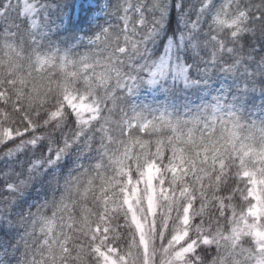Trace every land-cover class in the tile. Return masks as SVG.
I'll return each instance as SVG.
<instances>
[{
	"label": "trees",
	"instance_id": "1",
	"mask_svg": "<svg viewBox=\"0 0 264 264\" xmlns=\"http://www.w3.org/2000/svg\"><path fill=\"white\" fill-rule=\"evenodd\" d=\"M102 49L57 52L26 34H0V120L20 133L0 144V155L34 136L71 140L81 130V144H91L31 209L28 264H104L106 252L126 264H162L189 244L186 264H247L259 244L236 230L255 202L251 174L264 182V126L232 133L184 115L133 111L119 91L127 68ZM71 97L97 105L98 115L81 121ZM150 164L160 190L144 250L126 197ZM181 231L184 240L172 242Z\"/></svg>",
	"mask_w": 264,
	"mask_h": 264
},
{
	"label": "snow or ice",
	"instance_id": "2",
	"mask_svg": "<svg viewBox=\"0 0 264 264\" xmlns=\"http://www.w3.org/2000/svg\"><path fill=\"white\" fill-rule=\"evenodd\" d=\"M18 33L57 52L103 45L127 68L119 91L133 111L184 115L232 133L264 126V0H0V34ZM2 135L5 147L16 138ZM85 135L34 136L0 155V264L32 259L31 209L91 151ZM258 249L247 264H264V242Z\"/></svg>",
	"mask_w": 264,
	"mask_h": 264
},
{
	"label": "rangeland",
	"instance_id": "3",
	"mask_svg": "<svg viewBox=\"0 0 264 264\" xmlns=\"http://www.w3.org/2000/svg\"><path fill=\"white\" fill-rule=\"evenodd\" d=\"M69 101L75 107L79 119L83 122L88 121L94 116L98 115V106L84 98L77 100L76 97H71ZM4 133L15 135V137L19 136L20 134L14 133L11 129L2 126L0 120V138H4L2 135ZM28 141L30 140H22L11 149H15L18 145ZM158 175V166L155 164H150L146 168L142 177L138 181L134 182L131 189L127 190L126 199L129 204L133 220L136 223L139 234L142 238L144 250L148 248L149 235L153 228V224L156 222L154 220L156 219L155 215L158 209V190H160V187L157 184ZM251 177L250 193L254 197L255 202L250 208L243 224L241 223L239 228L236 230V235H241L242 233H251L259 244L264 242V222L261 221L262 218H264V182L258 178L256 173H252ZM138 210L139 212H143L145 215H142L141 213L138 215ZM174 237L177 244L184 240L185 233L181 231L175 234L171 238L172 242ZM168 245L173 246L174 243H169ZM190 249L191 244L176 249L173 254H169L168 257L162 258V264H186L184 260V254ZM117 257L114 253L112 254L110 252H106L104 254V264H126V258H122V256L118 258Z\"/></svg>",
	"mask_w": 264,
	"mask_h": 264
}]
</instances>
